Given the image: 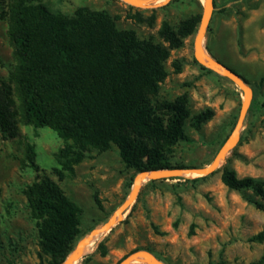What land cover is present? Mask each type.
<instances>
[{
  "label": "rangeland",
  "instance_id": "374dc122",
  "mask_svg": "<svg viewBox=\"0 0 264 264\" xmlns=\"http://www.w3.org/2000/svg\"><path fill=\"white\" fill-rule=\"evenodd\" d=\"M204 1L149 0L142 6L123 0L41 2L53 13L69 17L79 8L107 11L118 29L133 30L139 39L163 42L158 34L163 21L177 27L193 15L201 14L202 18ZM213 1L205 50L237 72L253 90L240 140L210 175L145 181L123 221L103 235L78 264H119L138 251L153 254L163 264H258L264 256V239H256L264 233V210L221 181L226 167L235 170L239 178L264 180V84L260 83L264 76V0ZM198 29L181 48L171 51L165 64L168 77L153 99L155 104L187 94L193 115L208 108L215 112L200 131L187 126L191 141L175 146L170 157L175 169L209 166L235 130L244 101L243 92L231 80L209 68L211 71L202 69L196 61ZM174 62H178L180 72ZM15 67L8 23L0 19V78L8 80ZM18 103L17 100V107ZM28 143L35 146L40 168L58 181L52 172L59 167L57 155L64 141L53 130L19 123L16 138L0 141V264L51 261L40 248L36 222L24 193L35 181L34 170L25 166ZM137 176L126 168L116 146L104 152H86L74 174L59 183L63 192L83 209L80 239L104 224L128 199ZM247 194L261 201L252 191ZM101 243L106 248L105 255L99 249Z\"/></svg>",
  "mask_w": 264,
  "mask_h": 264
},
{
  "label": "trees",
  "instance_id": "16d2710c",
  "mask_svg": "<svg viewBox=\"0 0 264 264\" xmlns=\"http://www.w3.org/2000/svg\"><path fill=\"white\" fill-rule=\"evenodd\" d=\"M41 1L0 0V19L8 23L16 61L10 78H0V141L16 138L19 123L48 127L64 141L59 167L52 172L58 181L37 164L35 146L25 148V166L34 170L35 181L24 193L40 248L50 264H61L82 235L83 209L59 183L74 174L87 151L116 146L126 168L137 174L175 169L170 157L175 146L191 141L187 126L200 131L215 112L208 108L193 115L187 94L153 103L168 77L165 64L171 51L197 31L201 14L177 27L164 20L158 32L163 42H156L118 29L107 11L79 8L69 17L53 13ZM173 65L180 72L178 62ZM221 181L264 210V180L239 178L226 167ZM250 191L261 201L248 196ZM95 201L100 206L97 196ZM256 239L262 241L264 233ZM99 249L106 254L102 243ZM258 264H264V256Z\"/></svg>",
  "mask_w": 264,
  "mask_h": 264
},
{
  "label": "water",
  "instance_id": "95a60500",
  "mask_svg": "<svg viewBox=\"0 0 264 264\" xmlns=\"http://www.w3.org/2000/svg\"><path fill=\"white\" fill-rule=\"evenodd\" d=\"M131 5L138 6L139 3L135 0H123ZM142 1V0H141ZM149 1V0H148ZM154 1V0H151ZM147 2V1H146ZM141 6V5H140ZM214 11V1L205 0L204 10L201 18V22L198 29V34L195 41V59L203 67L209 68L222 76L231 80L244 94V101L241 108L240 116L236 125L235 130L232 135L227 139L223 147L220 149L219 153L215 157L214 161L205 168H195V169H164V170H152V171H142L138 174L130 196L128 199L114 212V214L101 226L94 228L88 235L81 238L73 250L72 253L66 258L64 264H78L80 260L86 256L85 249L87 246L96 238L102 235L110 233L115 226L123 221V217L131 209L132 205L136 201L142 185L145 181H158L166 179L167 177H172L176 175H182L185 172H196L199 176H207L212 174L219 168L221 161L225 159L227 154L236 146L241 137V127L245 122L246 116L248 114L250 104L253 98V90L251 86L246 82V80L241 77L237 72L233 71L231 68L225 66L223 63L212 58L208 53L207 56L204 55L205 50L204 38L206 31L208 29L212 14ZM141 257H146L149 259L148 264H163L158 260L153 254L145 251H138L130 254L124 258L119 264H137L133 263Z\"/></svg>",
  "mask_w": 264,
  "mask_h": 264
},
{
  "label": "bare ground",
  "instance_id": "6f19581e",
  "mask_svg": "<svg viewBox=\"0 0 264 264\" xmlns=\"http://www.w3.org/2000/svg\"><path fill=\"white\" fill-rule=\"evenodd\" d=\"M139 3L138 6H142V5H146L148 3V1L146 2L145 0L141 1V0H135ZM155 1V0H154ZM204 55L207 56V52H204ZM182 175H185V176H188V177H191V176H195V175H199L198 173L196 172H192V171H189V172H185L183 173ZM103 237L102 236H99V237H96L88 246L87 248L85 249V252L89 251L92 246L97 242L99 241L101 238ZM141 261H144L146 263H149V259H147L146 257H141L139 259H137L136 261H134L133 263H138V262H141ZM76 264V263H75Z\"/></svg>",
  "mask_w": 264,
  "mask_h": 264
}]
</instances>
